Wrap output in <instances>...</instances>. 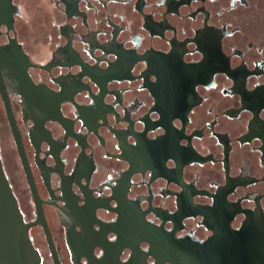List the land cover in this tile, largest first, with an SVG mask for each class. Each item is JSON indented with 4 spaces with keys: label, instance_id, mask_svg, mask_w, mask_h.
<instances>
[{
    "label": "water",
    "instance_id": "95a60500",
    "mask_svg": "<svg viewBox=\"0 0 264 264\" xmlns=\"http://www.w3.org/2000/svg\"><path fill=\"white\" fill-rule=\"evenodd\" d=\"M0 264H264V0H0Z\"/></svg>",
    "mask_w": 264,
    "mask_h": 264
}]
</instances>
